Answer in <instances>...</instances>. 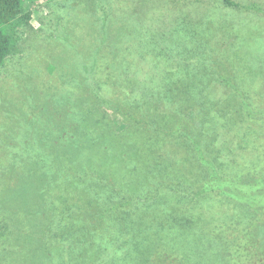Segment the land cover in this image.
I'll use <instances>...</instances> for the list:
<instances>
[{"label": "rangeland", "instance_id": "1", "mask_svg": "<svg viewBox=\"0 0 264 264\" xmlns=\"http://www.w3.org/2000/svg\"><path fill=\"white\" fill-rule=\"evenodd\" d=\"M237 1L249 3L255 0ZM30 7L31 22L20 33L21 51L7 58L0 74V219L8 233L6 239L14 245L23 244L25 251L22 254L25 256L32 254V230L25 226L32 227V160L39 158L48 163L46 170L53 175L49 183L62 179L57 159H67L80 150L79 147L73 148V153L68 155L64 144L69 142L68 139L81 142L80 128L84 120L92 125L90 116L83 112L79 103L86 94L92 93L99 98L94 96L98 102L87 106V112L93 114V130L97 136H101L100 126L104 124L103 128L109 127L107 124L114 129L118 126L109 120L104 123L95 120L110 110L103 99L107 102L113 100L120 106L127 105L129 110L135 107L149 113L148 107L154 105L155 94L160 93L159 109L150 114L157 125L165 128H172L175 123L167 116L174 115L178 92L185 96L186 102H193V96L219 102L226 100L229 92L217 79L215 61H226L233 68L235 66L243 89L256 101H264L262 14L228 8L224 0H37ZM97 61L105 65L99 69L104 70V75L86 70L88 62ZM109 63L113 69L107 67ZM171 97H174L175 104L171 103ZM51 100L59 107L43 106ZM66 100L71 105L69 109L65 107ZM212 110L216 118L215 122H210L212 128L217 129L223 125L219 118L221 114L215 107ZM123 123L128 124V128L116 140L115 150L119 151L116 156H119L118 161L127 162L135 179L139 176H135L139 162L136 157L132 158L130 146L135 145L138 126L126 118ZM234 130L230 126V136L234 135ZM142 134L141 172H145L146 164L150 162L147 170L154 171L156 167L160 173L156 175L163 182L178 180L192 185L193 179H203L204 176H197V170H194L195 158L187 142L157 132V141L152 147L150 136ZM241 137L243 133L239 130L234 141ZM251 138L253 143L237 148V161L242 165L243 160L256 164L258 170L264 172V123L254 126ZM227 139L221 136L218 143H226ZM130 140L132 144H129ZM109 143L108 139H99V149H105ZM258 146L262 150L257 149ZM230 147L236 148V145L232 143ZM152 148L158 151L156 157L152 155L154 159L147 154ZM97 151L98 148L93 150L94 153ZM121 177L127 180L130 176L123 173ZM140 179L139 192L153 191L154 187L143 182L145 178ZM64 180L74 183V179ZM76 186L79 189L84 187L78 183ZM90 188L101 204L102 198L113 193L108 189L110 195H107L103 185ZM79 189L69 190L64 186L61 193L66 197L68 194L76 196ZM261 191L264 192V188ZM159 194L157 201L143 205L144 208H155L153 213H157L156 219L151 217L152 214H149L150 220L146 216L148 228H157V239L165 236L164 240L173 246L183 247L185 241H172V236L187 238L190 247L182 255L186 259L184 264H246L241 259L239 242L246 243L252 238L257 245L254 243L253 251L244 254L250 255V264H264V215H260L264 214V201L240 204L210 197L209 201L194 208V213L203 215L194 231L192 228L184 232L177 224L170 231L169 225L175 209L187 211V207L191 208L188 198L167 189H162ZM49 197L46 193L45 198ZM117 198L113 195L107 204ZM44 206L46 209L47 204ZM143 206H134L129 213L115 212L109 216L100 229L101 235H97L98 240L100 237V240L111 241L113 230H120L126 241L144 240L146 235L131 233L135 230L130 228L131 224L124 227L127 233L122 231L121 224L127 222L126 217L131 220L136 209ZM78 217L83 218L79 213H73L68 223L78 224ZM258 217L262 223L256 221ZM217 224L222 226L220 235L225 237V243H219L211 232ZM144 229L143 233L149 232ZM241 231L245 234L242 235ZM181 233L188 236L183 234V237ZM112 238L116 239V236ZM107 247L109 250H102L103 254L92 264L134 262L129 256L125 261L126 252L123 249L117 252V245ZM94 253L98 256L96 251L91 254Z\"/></svg>", "mask_w": 264, "mask_h": 264}, {"label": "trees", "instance_id": "2", "mask_svg": "<svg viewBox=\"0 0 264 264\" xmlns=\"http://www.w3.org/2000/svg\"><path fill=\"white\" fill-rule=\"evenodd\" d=\"M36 1L0 0V74L7 58L21 51L20 33L29 26L32 19L30 6ZM224 2L228 8L264 15V0H255L249 3H242L237 0H224ZM97 62L100 65L96 66ZM97 62L92 64L88 62L85 65L86 70L94 71L98 76L104 75V70L99 69L105 67V65L102 61ZM215 66L217 68V79L229 92L228 98L219 102L213 99H204L201 96H193V102H186L185 96L178 92L176 104L174 103V97L170 99L171 103L175 104L174 115L167 116L169 121L172 118V121L175 122L172 128L161 127L152 118V113L157 112L162 102L160 93L155 94L154 105L148 107L149 113L135 107L129 110L127 105L120 106L113 100L107 102V99H103L104 105L110 110L105 113V116L95 118V120L99 123L109 120L118 123V126L115 129L109 124H107L109 127L105 128H103L105 124L100 126L101 136H97L96 132L94 135V117L93 114L87 112V106H90L91 102H98L99 98L92 93H88L82 100H79L83 112L90 116L92 125L84 120V124L81 125V128L79 127L81 129V142L78 143L68 139L69 142L64 144L63 148H66L65 151L68 155L73 153V148L79 147L80 150L79 153H74L67 159H57V162L60 161L62 179L59 181L55 179L49 183L50 177L53 175H51V171L46 170L48 163L39 158L32 160V213L23 211L32 214V227L29 228L30 225H25L28 230H32V237L30 238L32 256L22 254L25 251L23 244L22 246L14 245L11 240L6 239L8 233H6L4 222L0 219V250H3L0 251V264H87V262L92 264L95 258L103 254L102 250H109L107 247L109 245L111 248L117 245L119 247L117 252L122 249L125 250L127 257L124 260L126 261L129 256L131 260L134 259L132 264H184L186 259H183L182 255L190 247V243L184 235L188 236V234L181 233L184 238L172 236V241L175 239L185 241L183 247L173 246L170 241L164 240L165 236L157 239V234H159L157 228H148L149 224L146 221V216L150 220L149 214H152L151 217L156 219L157 213H153L155 208H144L143 205L147 206L153 203L152 201H157L160 195L159 192L162 189H167L176 195L186 196L188 205L192 208L187 207V211L173 209L174 216L169 225L170 231H172L174 224L180 225L185 230L184 232L192 228L194 231L198 220L203 218L202 213L193 212L194 208L201 206L205 201H209L210 197H220L229 202L240 204L264 201V192L261 191L264 188V172H260L256 164H249L243 160L244 165H242L237 161V148L253 143L251 137L254 134V126L264 123V101L263 103L256 101L252 94L243 89L239 81L240 75L236 73L238 71L235 70V66L233 68L226 61H215ZM107 67L113 69L110 63ZM100 78L104 80V77ZM192 95L188 96L192 97ZM43 106L59 107L52 100L47 101ZM70 106L69 100H66L65 107L69 109ZM65 107L64 109L68 111ZM176 107H180L181 111ZM212 107L218 109L221 114L219 118L223 122V125L217 129L212 128L211 122H215L216 118L213 115ZM111 108L115 110L113 111ZM124 118L129 119L134 125L138 126L135 145L134 147L130 146V151L133 153L132 158L136 157L137 162H139L138 166L136 165L135 173V176H139L135 179L128 168L127 162L118 161L119 156H116L119 152L115 150L118 144L116 140H119L120 133L128 128V124L123 123ZM230 126L236 130H234V135L231 136ZM261 129L262 127H260ZM239 130L243 133V137L237 138L238 141H234ZM157 132L189 144L195 158L194 170H197V176H204L201 181L193 179L192 185L188 184L189 186L183 183L184 181L180 182L178 180L163 182L158 176L160 173L156 167L154 171L151 168L149 171L147 170L150 162L146 164L145 172H141V164L143 163L140 162L142 157L140 153L142 150L140 144L142 133L150 136L149 141L154 147V143L157 141ZM221 136L229 138L225 140L226 143H218ZM99 139H108L110 143L105 149L100 150ZM131 141L129 144H132ZM232 143L236 145V148L230 147ZM97 148L99 151L94 153L93 150H97ZM257 149H261V146H258ZM157 153L158 151L153 148L150 149V152H147L148 157H151V159H154L152 155L156 157ZM80 154L81 158L76 159ZM260 155L258 156L260 157ZM262 161L264 171V159ZM123 173H129L130 177L125 180L121 177ZM141 173L143 175H140ZM141 177L145 178L144 183L154 187L153 191L145 193L138 191ZM66 178L74 179V183L70 180H64ZM77 183L84 185V187L79 189L76 186ZM92 185L94 187L103 185L105 190L110 189L113 193L110 195L108 191L107 195L110 196L105 199L102 198L101 204L99 198L91 192L90 187ZM64 186L69 190L79 189V194L64 196L61 193ZM46 193L50 195L48 199L45 198ZM113 195H117L118 198L107 204L108 199ZM33 197L35 200H33ZM245 197H248V200ZM44 203L47 204L46 209H44ZM141 205L143 208L136 209L137 213L131 216V220L128 221L129 218L126 217L127 222L122 221L121 224L122 231L125 233H127V230L124 227L131 224L130 228L135 229V232L131 231V233L141 234V236L146 235L145 239L142 237L144 240H140L139 237L140 239L126 241L120 234V230L111 232V241L100 240V237L98 240L97 235H101L100 229L109 216L115 212L129 213L131 210L133 211L134 206ZM71 208H77V210L74 209L73 211ZM73 213H79L83 217L76 218L78 224L68 223ZM260 215L264 214L261 213ZM132 218L136 220H132ZM256 221L262 223L259 217ZM135 223H137V226L134 225ZM144 228H147L149 232L143 233V231H147ZM221 228L222 226L217 224L211 229V232L216 236L217 241L222 244L225 243L226 239L220 235ZM142 229L144 230L142 231ZM106 233L109 239V232L106 231ZM241 233L242 235L245 234L242 231ZM78 235L82 238H78ZM112 236H116V239ZM254 239H249V242L246 243L239 242L240 253H242L241 259L246 264H250L251 257L249 254L245 255L244 253L253 251V248L257 245ZM235 243H238V240H235ZM254 243L255 245H253ZM91 250L96 251L98 256H96V253L92 255L93 251ZM262 250L261 252H263ZM109 264L114 263L111 261Z\"/></svg>", "mask_w": 264, "mask_h": 264}]
</instances>
